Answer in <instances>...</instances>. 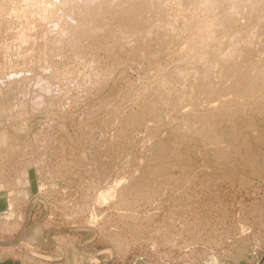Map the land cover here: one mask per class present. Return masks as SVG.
<instances>
[{
  "label": "rangeland",
  "instance_id": "obj_1",
  "mask_svg": "<svg viewBox=\"0 0 264 264\" xmlns=\"http://www.w3.org/2000/svg\"><path fill=\"white\" fill-rule=\"evenodd\" d=\"M263 71L264 0H0V258L264 264Z\"/></svg>",
  "mask_w": 264,
  "mask_h": 264
},
{
  "label": "bare ground",
  "instance_id": "obj_2",
  "mask_svg": "<svg viewBox=\"0 0 264 264\" xmlns=\"http://www.w3.org/2000/svg\"><path fill=\"white\" fill-rule=\"evenodd\" d=\"M112 4V3H111ZM111 21V20H110ZM263 74H262V76L260 77V78H255V79H252L251 80V82L250 83H247V82H245V84L247 83L248 84V86H249V88H248V86H247V88L248 89H251V90H255V89H258V88H260V87H262L263 86V84H264V71L262 72ZM244 85V84H243ZM243 89V88H242ZM263 90H264V88H262ZM243 90H245V89H243ZM245 92V91H244ZM103 192V191H102ZM104 192H105V190H104ZM107 193V192H106ZM102 198H104V197H102Z\"/></svg>",
  "mask_w": 264,
  "mask_h": 264
},
{
  "label": "crops",
  "instance_id": "obj_3",
  "mask_svg": "<svg viewBox=\"0 0 264 264\" xmlns=\"http://www.w3.org/2000/svg\"><path fill=\"white\" fill-rule=\"evenodd\" d=\"M0 264H23L22 260L16 256H7L4 258H0ZM87 264V263H82Z\"/></svg>",
  "mask_w": 264,
  "mask_h": 264
}]
</instances>
